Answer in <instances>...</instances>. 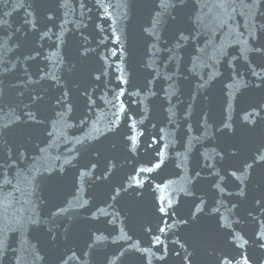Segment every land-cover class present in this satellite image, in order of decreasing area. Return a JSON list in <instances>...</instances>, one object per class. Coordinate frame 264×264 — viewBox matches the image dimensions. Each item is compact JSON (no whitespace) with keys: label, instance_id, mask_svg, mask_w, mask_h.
<instances>
[{"label":"water","instance_id":"1","mask_svg":"<svg viewBox=\"0 0 264 264\" xmlns=\"http://www.w3.org/2000/svg\"><path fill=\"white\" fill-rule=\"evenodd\" d=\"M0 264H264V0H0Z\"/></svg>","mask_w":264,"mask_h":264}]
</instances>
